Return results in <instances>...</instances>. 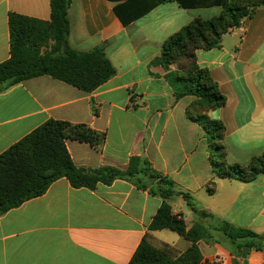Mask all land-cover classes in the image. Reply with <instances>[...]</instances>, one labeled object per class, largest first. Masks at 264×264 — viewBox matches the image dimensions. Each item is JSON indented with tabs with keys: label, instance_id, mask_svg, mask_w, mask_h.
<instances>
[{
	"label": "crops",
	"instance_id": "0c3cea01",
	"mask_svg": "<svg viewBox=\"0 0 264 264\" xmlns=\"http://www.w3.org/2000/svg\"><path fill=\"white\" fill-rule=\"evenodd\" d=\"M123 1L73 0L68 11L70 46L103 47L114 77L92 93L50 76L0 93V155L49 120L86 124L106 140L99 149L67 140L75 165L126 170L132 158L146 159L196 202L198 214L182 196L169 201L187 229L202 223L213 230L224 221L264 235V173L251 182L220 178L207 130L188 115L197 98L178 100L154 63L170 37L196 20L219 17L222 7L186 9L167 1L125 26L114 11ZM11 13L49 21L50 0H0V64L10 58ZM196 55L225 98L207 115L224 127L226 160L246 166L264 153V5L224 34L220 47ZM163 202L125 179L94 190L59 179L0 216V264H129L145 236L179 255L189 241L169 229L150 230ZM198 246L207 264H264V251L244 248L236 256L219 243Z\"/></svg>",
	"mask_w": 264,
	"mask_h": 264
},
{
	"label": "trees",
	"instance_id": "16d2710c",
	"mask_svg": "<svg viewBox=\"0 0 264 264\" xmlns=\"http://www.w3.org/2000/svg\"><path fill=\"white\" fill-rule=\"evenodd\" d=\"M73 0H50L51 19L39 20L11 13L10 58L0 64V93L26 80L50 76L84 92L92 93L116 74L103 47L77 51L70 46L68 11ZM176 1L186 9L220 6L219 17L196 20L170 37L163 45L155 64L166 72V79L176 98L194 96L197 101L188 110L189 117L207 130L215 151L214 164L220 178H239L246 182L264 173V153L246 166L228 164L223 142L224 127L207 112L225 104L224 96L213 82L210 72L197 63V51L218 48L223 35L240 26L264 0H125L114 7L121 22L128 26L164 2ZM173 67L175 69L173 70ZM67 140L87 143L99 149L106 134L86 124L49 120L0 155V216L26 201L44 195L59 179L66 178L74 188L96 189L125 179L149 190L164 202L154 217L151 231L169 229L190 242L189 248L176 254L170 245L157 248L145 236L129 264H207L198 246L201 240L219 243L233 255L244 248L264 251V235L220 221L211 230L202 223L187 229L182 214H174L169 203L182 196L195 213L196 202L189 193L180 192L175 183L154 170L143 158L134 157L126 170L112 166L100 168L75 165L67 149ZM200 215L205 216L202 212Z\"/></svg>",
	"mask_w": 264,
	"mask_h": 264
},
{
	"label": "rangeland",
	"instance_id": "374dc122",
	"mask_svg": "<svg viewBox=\"0 0 264 264\" xmlns=\"http://www.w3.org/2000/svg\"><path fill=\"white\" fill-rule=\"evenodd\" d=\"M167 233H172V231L171 230H168V231H166Z\"/></svg>",
	"mask_w": 264,
	"mask_h": 264
}]
</instances>
